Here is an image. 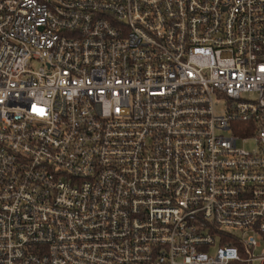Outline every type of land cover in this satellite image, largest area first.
Returning a JSON list of instances; mask_svg holds the SVG:
<instances>
[{"label":"built area","instance_id":"1","mask_svg":"<svg viewBox=\"0 0 264 264\" xmlns=\"http://www.w3.org/2000/svg\"><path fill=\"white\" fill-rule=\"evenodd\" d=\"M263 244L264 0H0V264Z\"/></svg>","mask_w":264,"mask_h":264},{"label":"rangeland","instance_id":"2","mask_svg":"<svg viewBox=\"0 0 264 264\" xmlns=\"http://www.w3.org/2000/svg\"><path fill=\"white\" fill-rule=\"evenodd\" d=\"M244 148H245V149H248V150H249V149H252V148H253V143H249L248 145L244 146ZM215 248H216V246L212 248V250H211L212 253L214 252ZM263 251H264V244L262 245V248L257 249V250L255 251V255H261V253H263ZM252 264H259V262H254V263H252Z\"/></svg>","mask_w":264,"mask_h":264},{"label":"trees","instance_id":"3","mask_svg":"<svg viewBox=\"0 0 264 264\" xmlns=\"http://www.w3.org/2000/svg\"><path fill=\"white\" fill-rule=\"evenodd\" d=\"M230 264H239V263L233 262V263H230Z\"/></svg>","mask_w":264,"mask_h":264}]
</instances>
